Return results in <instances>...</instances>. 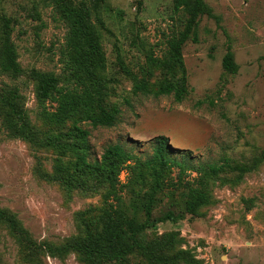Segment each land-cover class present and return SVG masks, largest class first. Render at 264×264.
I'll return each instance as SVG.
<instances>
[{
    "label": "rangeland",
    "instance_id": "374dc122",
    "mask_svg": "<svg viewBox=\"0 0 264 264\" xmlns=\"http://www.w3.org/2000/svg\"><path fill=\"white\" fill-rule=\"evenodd\" d=\"M71 1L87 10L100 50L90 61L75 55L79 67L68 61L71 20L50 2L0 0V51L7 23L20 68L15 77L0 70V210L24 230L16 235L0 220V264H93L52 248L84 238L85 222L98 234L109 216L144 223L146 203L152 222L137 238L153 262L132 251L121 264H264V0H191L195 28L175 0ZM228 46L234 74L221 64ZM46 72L69 96L89 95L93 111L97 96L106 109L117 105L116 123L92 126L79 109L60 117L57 98L41 106L35 74ZM182 75L180 103L132 92ZM74 126L87 131L85 141ZM157 135L181 167L144 163ZM111 144L134 159L110 177L77 159L99 160ZM207 164L223 168L213 174ZM193 190L204 201L188 212ZM167 211L176 219L159 221Z\"/></svg>",
    "mask_w": 264,
    "mask_h": 264
},
{
    "label": "trees",
    "instance_id": "16d2710c",
    "mask_svg": "<svg viewBox=\"0 0 264 264\" xmlns=\"http://www.w3.org/2000/svg\"><path fill=\"white\" fill-rule=\"evenodd\" d=\"M50 2L60 13L63 19L71 20V28L67 37V46L71 50L68 61L72 63V66L79 67L83 62L76 56H80L82 59L90 61L96 54H99V45L97 39L90 27L87 25L85 18L88 17L87 10L83 8H77L72 6L71 0H47ZM196 1V0H195ZM194 4L201 5L196 1ZM191 0H175L174 10L184 7L190 13H192L191 22L193 28L196 26V14L197 9L194 7ZM192 40L197 41L196 34L193 35ZM182 41V40H181ZM179 44L176 43L174 49V57L181 65V57L179 54ZM76 55V56H75ZM221 64L224 70L229 73H236L237 65L233 60L232 53L229 46L227 47ZM87 70L83 74L88 77V64L86 63ZM0 70L9 74L10 76H17L20 72L18 62L16 60L15 49L10 42V31L7 26L3 31V42L0 51ZM38 79V97L41 106H44L47 100L54 101L56 98L59 100L58 113L60 117H64L72 114L76 109L84 115V118L90 121L92 126H113L118 120L120 109L117 105L112 106L110 109H106L102 104L100 97L97 96L93 102L95 103V110L89 106V101H92L90 96H86L82 100H77L72 96H69L66 91H63V86H59V79L53 73H36ZM81 74H75L76 77H80ZM132 92L134 94L141 93L144 95H152L156 97L158 95H169L177 103H180L184 96L188 93L185 76L182 75L177 82H165L161 84L156 91L148 89L145 82H139L133 85ZM97 95L98 92L96 93ZM12 105V104H10ZM13 112H16L12 106ZM18 115V114H17ZM23 129V128H22ZM24 131V129L22 130ZM73 134L75 137L82 141H85L87 131L81 129L79 126L73 127ZM153 151L150 159L144 163L148 167H153L155 163L162 166H182V160L178 161L169 157L168 138L164 135H157L152 138ZM78 161L83 165L90 168L93 172L105 171V174L110 177L114 170H118L119 167L131 162L134 156L127 150H125L119 144L109 145L101 154L99 160H94L91 163L86 162L85 154L77 152ZM209 173H215L223 168V165L219 164H207ZM204 201V194L198 190H193L189 194V198L185 202V208L188 212L193 211ZM146 221L144 223H138L135 219L120 220L118 218L109 216L102 229V233L98 234L94 231L90 222L84 223L85 236L82 239L76 240L72 244H65L60 247H53L54 253H64L68 250H74L80 253L85 260L93 263H108L121 264V261L130 254L132 251H137L143 254L148 262H153V256L150 249L144 244L140 243L137 234L142 231L151 221L150 204L146 203L144 206ZM175 216L171 211L165 212L159 221L175 220ZM0 220L5 222L11 232L16 235L24 233V230L18 226L16 219L0 210ZM125 235L129 236V242H125Z\"/></svg>",
    "mask_w": 264,
    "mask_h": 264
}]
</instances>
